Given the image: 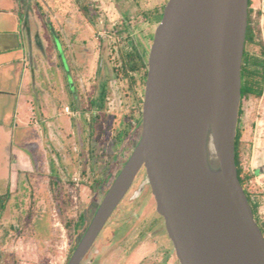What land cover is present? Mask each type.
<instances>
[{
	"label": "rangeland",
	"instance_id": "obj_1",
	"mask_svg": "<svg viewBox=\"0 0 264 264\" xmlns=\"http://www.w3.org/2000/svg\"><path fill=\"white\" fill-rule=\"evenodd\" d=\"M13 1L15 12H0V60L21 58L27 46L43 52L53 85H0V264H68L140 141L147 71L127 74L125 56L132 43L148 56L168 0ZM104 88L106 108L94 111ZM27 92L59 110L44 124L36 111L30 127L40 142L35 130L16 131L14 110ZM243 112L242 164L259 171L248 189L264 229V96L244 99ZM146 178L142 171L82 264H180Z\"/></svg>",
	"mask_w": 264,
	"mask_h": 264
},
{
	"label": "water",
	"instance_id": "obj_2",
	"mask_svg": "<svg viewBox=\"0 0 264 264\" xmlns=\"http://www.w3.org/2000/svg\"><path fill=\"white\" fill-rule=\"evenodd\" d=\"M162 14L140 141L68 264H82L142 171L180 264H264L235 153L249 0H168Z\"/></svg>",
	"mask_w": 264,
	"mask_h": 264
},
{
	"label": "trees",
	"instance_id": "obj_3",
	"mask_svg": "<svg viewBox=\"0 0 264 264\" xmlns=\"http://www.w3.org/2000/svg\"><path fill=\"white\" fill-rule=\"evenodd\" d=\"M254 2L255 0H249V21L242 67V103L239 113V125L235 142V153L240 183L252 207L255 219L264 234V229L260 226V223L257 219L259 210L257 198L252 195L248 189L249 183L251 182L253 177L259 173V171L255 174H251L250 172L246 171L243 167V134L240 130L241 119L244 115L243 100L258 99L264 96V39L260 24L261 13H257L256 19L253 18ZM162 15L163 14L161 13L155 17V21L157 22V24L161 21ZM131 47V52L127 53L125 56V72L127 74H130L139 73L143 70L147 71V54L136 43H132ZM250 47H256L258 51L256 53L251 52L249 51ZM143 80L145 82L146 75ZM106 89L107 88H104L102 94L97 100L95 99V101H92L91 106L94 111L103 112L105 110L107 104ZM140 102L142 104V100Z\"/></svg>",
	"mask_w": 264,
	"mask_h": 264
},
{
	"label": "crops",
	"instance_id": "obj_4",
	"mask_svg": "<svg viewBox=\"0 0 264 264\" xmlns=\"http://www.w3.org/2000/svg\"><path fill=\"white\" fill-rule=\"evenodd\" d=\"M5 1L6 0H0V12L7 11L11 13L17 10V6L15 5L13 0H10L13 2V3L11 2L12 6L10 5L7 8L8 10H6V7L1 4L2 2ZM258 12L261 13L260 24L264 39V0H261ZM18 22H20L19 18H18ZM23 22L24 21L22 19V24ZM26 26H29V23ZM26 31L29 33L28 28ZM28 47L29 46H27L25 49L26 50L25 55H23L19 59L0 60V85H2V83L6 85L10 84L13 80H16L18 83L20 80L21 81L20 85H23V88H26V90L30 89L28 87L30 85H53L48 73L50 67L49 65L48 66L43 65L44 53L40 51L39 52L30 51ZM28 57L31 58L32 65H31V61L30 64L27 63ZM19 74L21 75V78H19L18 76ZM15 75H17L16 78L14 77ZM39 80H42V82H40ZM43 80L44 81L47 80V83L43 82ZM35 106H38L37 107L38 110H36ZM36 111L39 112L38 121H41V124H44L46 120L51 121L59 113V110L56 109V107L52 104V101L49 98L46 101L43 100L42 102H38L35 99H33L30 93L28 96L26 95L22 97L21 102L17 104L14 110V116L16 119L15 127H17L16 131H18L19 128H24V127H26V130L28 131L29 129L31 131H34L35 129H31L30 127L31 126L30 122L35 119L37 115ZM73 111L75 115L77 110L74 108ZM9 116L11 117L13 116V114ZM36 130L34 131V133L38 134V142H40L39 139L43 137V133H41L40 135V131L38 129ZM25 138L27 137L25 136ZM32 144H34V141H32Z\"/></svg>",
	"mask_w": 264,
	"mask_h": 264
},
{
	"label": "flooded vegetation",
	"instance_id": "obj_5",
	"mask_svg": "<svg viewBox=\"0 0 264 264\" xmlns=\"http://www.w3.org/2000/svg\"><path fill=\"white\" fill-rule=\"evenodd\" d=\"M130 191H131V190H130ZM129 193H130V192H129ZM129 193H128V194H129ZM126 197H127V196H126ZM124 200H125V199H124ZM120 205H121V204H120ZM118 208H119V207H118ZM116 211H117V210H116ZM115 213H116V212H115ZM115 213H114V214H115ZM113 216H114V215H113ZM113 216H112V217H113ZM111 219H112V218H111ZM111 219H110V221H111ZM110 221H109V222H110ZM109 222H108V224H109ZM108 224H107V226H108ZM107 226H106V227H107ZM106 227H105V229H106ZM105 229L103 230V232H102V234L100 235V237L103 235ZM100 237H99V238H100ZM94 247H95V244H94V246L92 247V249L90 250V252L88 253V255L86 256V258L84 259V261H85V260L89 257V255L92 253V251L94 250ZM165 249H166V248H165ZM166 252H168V255L171 256V254H172V250H168V249H166ZM82 263H83V262H82ZM90 264H94V261H91Z\"/></svg>",
	"mask_w": 264,
	"mask_h": 264
}]
</instances>
